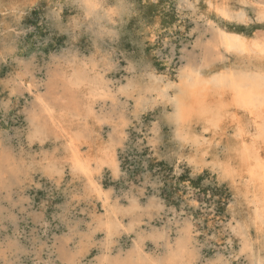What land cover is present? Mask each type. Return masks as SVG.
Here are the masks:
<instances>
[{"label":"rangeland","instance_id":"374dc122","mask_svg":"<svg viewBox=\"0 0 264 264\" xmlns=\"http://www.w3.org/2000/svg\"><path fill=\"white\" fill-rule=\"evenodd\" d=\"M206 1L37 0L0 15V264H264L229 185L172 122L167 79L226 71L224 34L264 39V0L228 18ZM76 70L96 91L91 117L71 104ZM44 104L67 111L84 155L87 142L107 153L90 167L98 195Z\"/></svg>","mask_w":264,"mask_h":264},{"label":"bare ground","instance_id":"6f19581e","mask_svg":"<svg viewBox=\"0 0 264 264\" xmlns=\"http://www.w3.org/2000/svg\"><path fill=\"white\" fill-rule=\"evenodd\" d=\"M36 1L0 0V15L4 17L15 14ZM205 4L228 18L238 11L244 0H207ZM169 22L172 27H177L172 17ZM224 35L222 43L228 56L226 71L214 69L205 77L184 75L177 85L167 79L166 85L175 88L172 122L182 140V149L188 152L190 160L203 163L209 159L212 169L220 172L222 180L230 187L236 205L245 213L244 231L249 233L251 228L255 244L264 246V39L255 35L252 38ZM232 56L236 64L230 59ZM90 78L76 70L68 75L66 81L73 94L77 93L72 96V107H75L76 112L79 109L91 117L89 101L96 91ZM163 83L160 80V84ZM90 104L92 106L93 103L90 101ZM46 108L50 128L66 141V164L71 173L84 177L97 192L99 188L93 180L90 167L107 153L97 148L100 144L87 142L88 151L84 155L82 145L73 137L69 127L65 129L68 123L67 111L61 107L55 115L54 110L48 106ZM214 143L222 146V158L214 149ZM110 159L112 155H109ZM207 220L208 228L215 230L216 222Z\"/></svg>","mask_w":264,"mask_h":264}]
</instances>
